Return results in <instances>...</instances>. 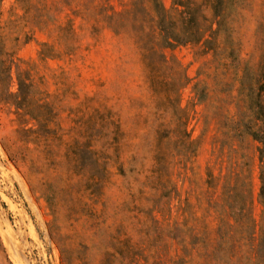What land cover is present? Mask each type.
Wrapping results in <instances>:
<instances>
[{
    "label": "rangeland",
    "instance_id": "374dc122",
    "mask_svg": "<svg viewBox=\"0 0 264 264\" xmlns=\"http://www.w3.org/2000/svg\"><path fill=\"white\" fill-rule=\"evenodd\" d=\"M132 1L27 0L25 12L2 0L0 41L11 67L0 81V264H101L120 233L137 241L157 227L143 212L152 206L147 179L169 120L165 99L151 91L134 38L115 34L104 16ZM160 2L171 8L172 0ZM234 38L237 62L193 46L166 51L189 80L180 101L190 110L187 129L197 145L195 157L173 169L178 200L210 229L223 176L249 171L259 214L258 144L237 137L235 128L239 78L245 66L261 62L264 0L242 1ZM17 78L32 85L31 102L42 106L38 122L17 115ZM105 115L113 125H103ZM89 141L97 157L81 153ZM104 172L103 189L90 197L88 177ZM172 204L175 216L179 203ZM158 252L166 264L169 254Z\"/></svg>",
    "mask_w": 264,
    "mask_h": 264
},
{
    "label": "trees",
    "instance_id": "16d2710c",
    "mask_svg": "<svg viewBox=\"0 0 264 264\" xmlns=\"http://www.w3.org/2000/svg\"><path fill=\"white\" fill-rule=\"evenodd\" d=\"M242 1L172 0L171 8L166 9L160 0H133L128 9L104 15L107 27L115 34L134 38L148 71L150 89L164 97L169 120L159 130L155 166L147 179L153 192L152 206L143 212L157 227L153 234L147 233L145 239L137 241L120 233L111 240L112 252L105 253L101 264H163L158 252L162 249L169 254L166 264H264V43L260 64L243 68L236 97V135L244 134L258 144V216L253 213L255 198L249 171L246 175L223 176L220 202L210 209L215 221L213 229L196 217L187 204L180 205L173 173L174 167L195 157L197 145L187 129L190 110L180 101L181 90L189 80L182 66L167 58L166 51L193 46L202 55L210 53L224 63L237 62L240 48L234 38V16ZM15 2L27 11V0ZM39 54L45 56L42 51ZM10 65L0 41V81L9 79ZM31 92L29 80L17 78L13 106L18 116L23 112L38 122L42 119L38 115L42 106L34 107ZM102 122L107 127L113 125L108 115ZM81 153L97 157L90 141ZM105 181L106 172L99 179L88 177L90 197L98 195ZM213 182L214 178L209 177L208 188L216 187ZM95 188L99 189L97 193ZM175 200L179 205L174 216ZM152 249L157 251L150 253Z\"/></svg>",
    "mask_w": 264,
    "mask_h": 264
}]
</instances>
